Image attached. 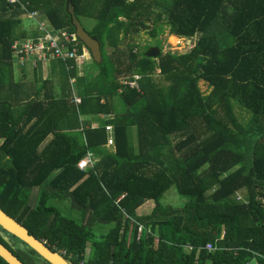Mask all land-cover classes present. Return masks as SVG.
<instances>
[{"label": "trees", "instance_id": "16d2710c", "mask_svg": "<svg viewBox=\"0 0 264 264\" xmlns=\"http://www.w3.org/2000/svg\"><path fill=\"white\" fill-rule=\"evenodd\" d=\"M20 2L55 30L75 33L69 4L80 22L94 20L87 32L103 62L90 59L81 76L60 63L56 84L16 82L11 47L37 34L0 0V209L69 264H245L256 254L264 264V0ZM152 15L155 47L168 29L178 44L199 35L191 51L153 59L144 57L152 45L127 42ZM134 76L139 90L119 83ZM87 153L95 164L80 171ZM172 187L180 208L161 204ZM53 199L69 200L81 222ZM147 201L151 213L137 216ZM0 244L23 264H48L1 227Z\"/></svg>", "mask_w": 264, "mask_h": 264}, {"label": "built area", "instance_id": "2783aa9c", "mask_svg": "<svg viewBox=\"0 0 264 264\" xmlns=\"http://www.w3.org/2000/svg\"><path fill=\"white\" fill-rule=\"evenodd\" d=\"M7 3L12 6L18 5L24 15L33 22L34 31L36 37H30L26 39L16 40L12 47L13 66L15 69L25 68L31 66L36 69L40 64H50L52 62H58L65 65L67 71L74 69L78 70V75L81 76L82 65L85 61L90 59L88 50L80 43L75 33H69L66 30H55L53 29L46 20H44L41 14L37 11H29V3H21L20 0H7ZM134 81L131 82L128 79H124L120 82L122 86H128L139 90V86L136 83L140 79L138 76H134ZM75 83L74 79L70 80V84L73 87ZM73 102L76 106L80 105L81 99L73 93ZM106 132L112 133L113 127L107 126ZM95 164L94 157L91 154H87L77 165L80 171H85L91 168ZM242 200L240 196L237 198ZM264 204V199H262ZM138 226V237L141 236L146 229L137 224ZM149 233V231H147ZM191 251V248H187ZM205 249L208 252L215 251V247L207 245ZM64 256V251L57 252ZM245 264H259V255ZM1 264V263H0ZM80 264H85L82 261Z\"/></svg>", "mask_w": 264, "mask_h": 264}, {"label": "rangeland", "instance_id": "374dc122", "mask_svg": "<svg viewBox=\"0 0 264 264\" xmlns=\"http://www.w3.org/2000/svg\"><path fill=\"white\" fill-rule=\"evenodd\" d=\"M131 1V0H129ZM152 0H148L147 3H150ZM155 13H163L160 8L156 6H152L151 8ZM166 14H163V19H165ZM154 18V15L150 17V20L145 21L144 28L140 29L137 33L132 35L128 38L127 42L134 43L138 45L139 50H143L146 46L152 45L151 47H155L154 41L150 38L148 32L150 31L152 27V19ZM81 24L84 27L86 31H91L93 27L95 26L96 22L94 20L90 19H81ZM167 29V28H166ZM173 35H170L168 32V29L159 37V40L161 41V51L163 54L166 53H172V54H187L191 51V49L195 46V42L197 41L199 35L194 36L193 38H181L177 37L180 41V44L177 43L176 39L172 38ZM91 59V58H90ZM88 59L85 61V63L82 65L81 73L85 71V68L90 67L91 65L94 67V65L91 63V60ZM85 66V67H84ZM126 80L127 77H122L119 80V83L122 80ZM154 81L164 86L165 83L163 82V79L161 76L156 75L153 77ZM199 88L202 93L208 94L210 92V88L208 87L207 83L203 81H199L198 83ZM235 113L237 114L238 118H247V115L241 111L239 108L235 107ZM185 199L181 198L179 194L177 193L175 187H172L169 191H167L162 200L161 204L167 207L171 208H180L184 205ZM49 205L57 208L59 212L66 218H69L71 220H74L77 223L81 222V213L74 209L71 205V202L69 200H62V199H53L49 201ZM155 203L153 201H147L145 202L136 212L137 216L144 217L151 213L152 209L154 208ZM109 226H106L108 229ZM144 227V226H143ZM97 230V229H96ZM98 231V230H97ZM8 239V238H7ZM9 240V239H8ZM90 244L88 245L87 252H89Z\"/></svg>", "mask_w": 264, "mask_h": 264}, {"label": "water", "instance_id": "95a60500", "mask_svg": "<svg viewBox=\"0 0 264 264\" xmlns=\"http://www.w3.org/2000/svg\"><path fill=\"white\" fill-rule=\"evenodd\" d=\"M68 14L71 18V24L74 27L77 39L88 50L90 58L97 65L102 64L103 57L99 43L91 38L88 32L84 29L81 22L76 18L74 8L71 4L68 5ZM143 29L144 26H141ZM161 54V50L157 47H150L145 53L146 58H157ZM0 227L8 234L14 236L19 241L27 245L37 255H39L48 264H69L65 258L57 252L51 251L41 241L31 236L28 231L10 218L0 209ZM0 259L6 264H23L18 260L4 245L0 244Z\"/></svg>", "mask_w": 264, "mask_h": 264}, {"label": "crops", "instance_id": "0c3cea01", "mask_svg": "<svg viewBox=\"0 0 264 264\" xmlns=\"http://www.w3.org/2000/svg\"><path fill=\"white\" fill-rule=\"evenodd\" d=\"M23 20H24V22H23L22 29L28 33L27 34L28 36H31L32 34L30 35V33L32 31H34V28H35L34 24L31 20H29L25 16H23ZM59 65H60V63H58V62H52L48 65L40 64L36 69H33L31 66H27L25 68H19V69L14 68L15 80H16V82H22V83L30 84L31 82L36 81V80L46 81V80L53 79L55 81V84H56L58 81V79H57L58 70L57 69H58ZM83 73H84V71H83ZM71 87H72V85H71ZM87 120L91 121L90 118L89 119L84 118V117L81 118L82 122L83 121L87 122ZM91 127L95 128L96 124L94 122H92ZM49 139H48V141H44L42 143V145L40 146V150L43 149L50 142ZM1 144H2V141H0V145ZM103 148L105 150L111 152V153H113L115 151L114 131L112 133L108 134L107 145L104 146Z\"/></svg>", "mask_w": 264, "mask_h": 264}]
</instances>
